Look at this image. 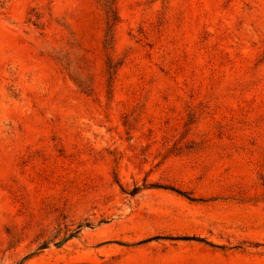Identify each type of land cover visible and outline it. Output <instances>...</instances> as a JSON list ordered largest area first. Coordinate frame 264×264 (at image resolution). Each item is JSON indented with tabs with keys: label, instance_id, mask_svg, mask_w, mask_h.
Wrapping results in <instances>:
<instances>
[{
	"label": "rangeland",
	"instance_id": "374dc122",
	"mask_svg": "<svg viewBox=\"0 0 264 264\" xmlns=\"http://www.w3.org/2000/svg\"><path fill=\"white\" fill-rule=\"evenodd\" d=\"M0 264H264V0H0Z\"/></svg>",
	"mask_w": 264,
	"mask_h": 264
},
{
	"label": "trees",
	"instance_id": "16d2710c",
	"mask_svg": "<svg viewBox=\"0 0 264 264\" xmlns=\"http://www.w3.org/2000/svg\"><path fill=\"white\" fill-rule=\"evenodd\" d=\"M118 20V17H117V13L115 11V8L113 7V2H109L106 6V45L107 46H111L112 45V42H113V28L116 24ZM109 62H110V65H109ZM108 62V70L111 71L114 66H112L111 64V61ZM82 225H78L77 228L74 230V231H66L64 237L61 239V242L63 241H67L68 239H71L73 237H75L80 229H81ZM185 239H192V240H196V241H199V242H204L202 239H195V238H185ZM59 243H56V244H59ZM46 248V243L41 245L38 250H41V249H44Z\"/></svg>",
	"mask_w": 264,
	"mask_h": 264
}]
</instances>
